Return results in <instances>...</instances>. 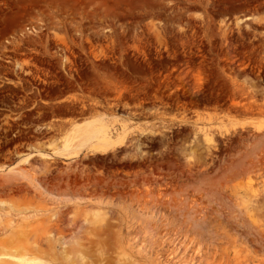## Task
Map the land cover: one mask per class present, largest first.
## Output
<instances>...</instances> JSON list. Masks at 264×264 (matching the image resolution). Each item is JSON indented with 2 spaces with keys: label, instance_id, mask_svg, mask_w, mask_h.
<instances>
[{
  "label": "rangeland",
  "instance_id": "374dc122",
  "mask_svg": "<svg viewBox=\"0 0 264 264\" xmlns=\"http://www.w3.org/2000/svg\"><path fill=\"white\" fill-rule=\"evenodd\" d=\"M60 252L264 264V0H0V257Z\"/></svg>",
  "mask_w": 264,
  "mask_h": 264
},
{
  "label": "bare ground",
  "instance_id": "6f19581e",
  "mask_svg": "<svg viewBox=\"0 0 264 264\" xmlns=\"http://www.w3.org/2000/svg\"><path fill=\"white\" fill-rule=\"evenodd\" d=\"M84 129V128H83ZM85 128L81 134H84L86 132ZM72 138V137H71ZM48 243H50V247L51 248H55L56 246V242L54 241V239L52 238H48L47 239ZM51 256H52V260L54 263H56V259H57V252H50ZM61 256V260L65 261L68 264H75L72 259L70 257H67L66 255L63 254V252H60L59 254ZM12 254H4L3 257H0V262L1 264H20V263H31V264H52V263H48L45 262L43 260H40L38 258L35 257H28V256H24L22 257L21 255H16L15 259L17 260H12L11 259Z\"/></svg>",
  "mask_w": 264,
  "mask_h": 264
}]
</instances>
